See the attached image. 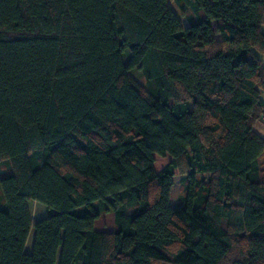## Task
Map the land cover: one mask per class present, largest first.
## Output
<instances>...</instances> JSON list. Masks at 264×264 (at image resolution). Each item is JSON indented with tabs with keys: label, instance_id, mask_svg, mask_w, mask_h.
<instances>
[{
	"label": "trees",
	"instance_id": "obj_1",
	"mask_svg": "<svg viewBox=\"0 0 264 264\" xmlns=\"http://www.w3.org/2000/svg\"><path fill=\"white\" fill-rule=\"evenodd\" d=\"M169 1L0 0V264H264V0Z\"/></svg>",
	"mask_w": 264,
	"mask_h": 264
},
{
	"label": "rangeland",
	"instance_id": "obj_2",
	"mask_svg": "<svg viewBox=\"0 0 264 264\" xmlns=\"http://www.w3.org/2000/svg\"><path fill=\"white\" fill-rule=\"evenodd\" d=\"M169 6L172 9V11L175 13L177 18L179 19L183 27L186 28L197 20V17L193 16L191 12L182 11V9L175 4L174 0L169 1ZM190 16L192 17V21L189 20ZM262 32L264 33V27L262 28ZM127 55L129 56V52H127ZM130 74L140 85L146 87V82L140 72L136 70H132L130 71ZM259 163H260V170L262 171L261 176L262 178H264V156L260 159ZM173 180H174V185L170 193V205L179 207L180 205L184 204L186 181L179 175H176ZM29 210L31 213V218L33 223L46 216L45 207L34 201H29ZM95 230L101 232H112L114 230V216L112 214L101 215L100 218L95 223ZM31 240H33L32 234L29 237L26 246V252L27 251L29 252L31 246Z\"/></svg>",
	"mask_w": 264,
	"mask_h": 264
},
{
	"label": "crops",
	"instance_id": "obj_3",
	"mask_svg": "<svg viewBox=\"0 0 264 264\" xmlns=\"http://www.w3.org/2000/svg\"><path fill=\"white\" fill-rule=\"evenodd\" d=\"M264 57V56H263ZM264 59V58H263ZM254 131L257 135H259L261 138L264 139V122L257 123L254 127ZM31 246H32V240H31ZM31 246L29 249V252L31 251ZM26 251V250H25ZM28 251L26 253H29Z\"/></svg>",
	"mask_w": 264,
	"mask_h": 264
}]
</instances>
